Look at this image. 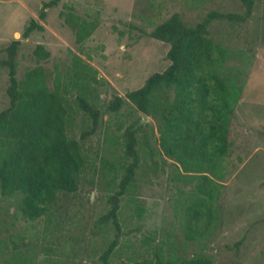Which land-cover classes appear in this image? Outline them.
I'll list each match as a JSON object with an SVG mask.
<instances>
[{"label": "rangeland", "instance_id": "374dc122", "mask_svg": "<svg viewBox=\"0 0 264 264\" xmlns=\"http://www.w3.org/2000/svg\"><path fill=\"white\" fill-rule=\"evenodd\" d=\"M0 0V59L18 39L15 78L26 69L43 68L47 85L57 79L66 109V135L79 142L85 159L77 189L59 193L47 211L26 219L16 210L18 197L0 195V264H100L99 255L112 239L110 222L99 217L109 208L124 164L122 132L137 131L138 167L129 191L119 197V235L108 264L149 256L161 248L166 256L203 253L213 264H264V0H252L242 22L214 19L209 35L225 49L221 73L236 94L227 131L225 175L214 200L218 220L212 231L194 242L181 231L182 205L192 196V182L183 178L176 162L158 149L155 120L139 112L125 92L140 87L153 72L167 65L168 44L145 35L176 12L193 25L210 11L243 14L239 0ZM93 22L81 42L60 11ZM30 19L41 24L25 38L20 34ZM42 44L49 56L36 60L32 50ZM7 71L0 66V111L7 107ZM81 96L99 110L95 129L77 106ZM123 99L108 111L114 97ZM142 115L146 117L142 120ZM149 148L152 155H148Z\"/></svg>", "mask_w": 264, "mask_h": 264}, {"label": "trees", "instance_id": "16d2710c", "mask_svg": "<svg viewBox=\"0 0 264 264\" xmlns=\"http://www.w3.org/2000/svg\"><path fill=\"white\" fill-rule=\"evenodd\" d=\"M239 1L243 14L210 11L200 21L187 25L173 12L144 33L168 44L165 57L169 63L124 95L139 112L154 118L159 151L176 162L182 177L193 184L194 194L182 205L180 222L182 237L188 242L207 236L218 220L214 200L219 195V181L225 175L227 131L236 102L233 87L221 73L225 49L209 35L208 26L214 19L231 23L244 21L250 14L252 0ZM58 2H43L38 18L43 19L44 9ZM60 15L73 29L77 43L94 28L93 22L79 19L69 10L60 11ZM35 29L40 30L41 24L30 19L20 37H27ZM18 44V39H12L5 48V58L0 59L8 80L5 90L8 105L0 111V195L17 196V212L32 220L45 214L59 193L77 189L85 159L79 142L66 135L67 113L58 80L49 88L40 66L26 69L20 79L15 78ZM32 54L36 60L49 56L42 44H36ZM122 101L121 97L114 96L107 110H118ZM76 103L90 120L89 129L80 135L83 138L95 129L99 110L81 96L76 97ZM141 128L129 125L122 132L124 157L128 161L123 166L117 189L107 198L108 210L99 217L100 222H110L114 229L112 239L99 255L100 264H108L117 244L119 197L134 183L139 149L136 133ZM152 153L149 148L148 155ZM121 264L213 263L203 253L172 257L155 247L149 256Z\"/></svg>", "mask_w": 264, "mask_h": 264}, {"label": "water", "instance_id": "95a60500", "mask_svg": "<svg viewBox=\"0 0 264 264\" xmlns=\"http://www.w3.org/2000/svg\"><path fill=\"white\" fill-rule=\"evenodd\" d=\"M145 119H146V117L144 115H142V120H145Z\"/></svg>", "mask_w": 264, "mask_h": 264}]
</instances>
